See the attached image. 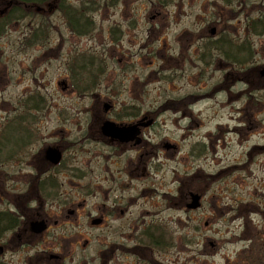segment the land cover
Masks as SVG:
<instances>
[{"label": "rangeland", "instance_id": "374dc122", "mask_svg": "<svg viewBox=\"0 0 264 264\" xmlns=\"http://www.w3.org/2000/svg\"><path fill=\"white\" fill-rule=\"evenodd\" d=\"M199 1L178 28L170 11L163 12L162 21L155 16L156 0H62L59 12L50 14L46 8V13L35 14L20 7L21 14L3 20L0 147L19 148L14 152L17 161L8 158L13 159L8 151L0 155V169L10 180L27 178L35 173L33 167L44 166L38 152L54 143L70 147L65 140H73L77 126L79 154L73 157L81 163L80 190L88 192L90 163L106 151L95 142L101 139L96 132L89 136L92 118L106 115L108 103L114 106L107 115L112 120L157 116L154 140L179 145L166 150L162 159L159 197L140 199L130 208V220L143 212L146 228L171 235L176 264H234L254 228L247 218L264 201V39L254 38L256 51L242 70L226 59L225 66L212 57L174 60L177 31L203 34L207 13ZM69 11L94 21L90 33L72 30ZM251 89L256 90L255 100ZM33 157L35 165L29 164ZM55 180V196L45 200L49 214L60 200L56 195L68 188L62 177ZM190 193L204 194L201 210L182 209ZM251 198L257 203L250 204ZM164 205L169 207L162 211ZM243 223L247 230L243 228L241 238L238 227ZM82 226L83 242L91 233L116 237L110 226L97 233L87 219ZM129 235L134 238L133 232ZM93 249L89 246L87 254ZM164 251L156 252L158 260L169 258Z\"/></svg>", "mask_w": 264, "mask_h": 264}, {"label": "flooded vegetation", "instance_id": "af4514ba", "mask_svg": "<svg viewBox=\"0 0 264 264\" xmlns=\"http://www.w3.org/2000/svg\"><path fill=\"white\" fill-rule=\"evenodd\" d=\"M194 1L156 0L152 9L156 11L155 16L161 21L163 12L170 11L171 23L178 28L182 25L183 17H192ZM199 2L201 9L207 13L206 23L202 25L203 34H195L188 29L177 31L173 36L172 58L177 61L194 56L204 59L212 57L224 65L227 56L252 57L256 51L252 43L256 44L257 41L254 39L257 37V24L261 27L259 36L264 39V0ZM111 4L114 5L112 2L108 5ZM62 7V0L48 5L50 14L55 10L61 11ZM207 10H210V13ZM41 11L38 13H46L44 8ZM10 13H13V2L8 0L3 3L0 0V24ZM77 19L82 20L81 15ZM93 22L84 18L83 29L79 30L85 34L90 33ZM72 30L78 31L73 28ZM230 30L232 43L236 45L235 50L227 47ZM241 45L246 46L245 49L242 50ZM229 65L235 67L236 63ZM255 91L251 89V100H255L252 94ZM94 96L93 98H99ZM113 108L112 104H105L106 115L94 116L91 120L93 125L90 126L89 136L91 130L92 133L96 132L101 139L99 141L94 139L95 142L105 146L106 151L104 154H95L94 164L90 163L91 170L88 183L85 185L89 189L88 192L80 190V187L84 186L81 182L82 175L80 176L81 163L75 161L77 158L73 157L79 154L75 147L78 142L77 126L73 140H65L70 147L54 143L38 152L43 157L41 161L44 166L42 169L33 167L35 173L33 171L27 173V178L10 180L0 169V264H176L173 257L178 256L177 252H171V246L175 245L170 240L171 235L167 238V232L161 233L157 228H146L143 212L140 213V217L131 221L130 208L140 199H148L153 194L159 197L158 182L161 183L160 172L164 170L165 165L162 159L166 157V150L176 149L174 145L177 144H165L154 140L152 135L157 116L140 115L127 121L112 120L107 115ZM107 123H115L120 125L121 129L131 131L111 133L107 130ZM237 134L241 133L237 130ZM30 140L31 138L26 143ZM18 148L13 150L7 146L0 147V155L8 151L13 153V159L8 158L17 161L14 158L17 153L14 152ZM48 151L58 153L59 161L54 163L48 156ZM114 152L121 154L113 157L111 153ZM34 159L29 158V164L35 165ZM57 175L62 177L63 185H68V188L61 195H56L60 200L56 204L53 203L56 206L55 213L49 214L45 210V200L55 196ZM174 192L173 196H176V188ZM189 195L190 199H185L182 209L191 213L194 211L188 210L191 193ZM200 195L204 198L203 193ZM263 202L258 203L259 209L256 208L254 212L252 210L255 216L259 215L263 220L256 218L252 225L254 228L251 238L242 250L238 251L234 264H264ZM168 207L164 205L162 211ZM151 213L154 217V212ZM86 219L96 233L103 227L110 226L116 237L108 240L96 234L93 236L91 233L83 242L82 220ZM242 227L247 230L244 225L241 229ZM130 232H133V239L132 236L130 238ZM91 245L94 249L92 253L87 254V249ZM163 249L164 252H170L169 258L158 260L156 252Z\"/></svg>", "mask_w": 264, "mask_h": 264}, {"label": "trees", "instance_id": "16d2710c", "mask_svg": "<svg viewBox=\"0 0 264 264\" xmlns=\"http://www.w3.org/2000/svg\"><path fill=\"white\" fill-rule=\"evenodd\" d=\"M46 0H18V2L19 3H21V5H25V4H27V5H33V3H38V4H40V3H43V2H45ZM17 9H20V6L17 8ZM19 11V14H21V11L20 10H18ZM69 14H71V12L69 11ZM25 15V14H24ZM26 16H27V14H26ZM71 16H72V18L75 20V25L73 24V22H71L70 23V25H71V27L74 29V30H77V29H83L82 28V23H83V20H81V19H77L76 17H74L73 16V12H72V14H71ZM241 56H243V55H241Z\"/></svg>", "mask_w": 264, "mask_h": 264}, {"label": "water", "instance_id": "95a60500", "mask_svg": "<svg viewBox=\"0 0 264 264\" xmlns=\"http://www.w3.org/2000/svg\"><path fill=\"white\" fill-rule=\"evenodd\" d=\"M197 200H198L197 198L194 199L195 202H197Z\"/></svg>", "mask_w": 264, "mask_h": 264}]
</instances>
